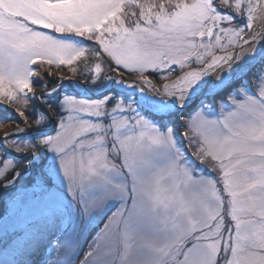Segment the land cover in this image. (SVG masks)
<instances>
[{
    "label": "snow or ice",
    "instance_id": "1",
    "mask_svg": "<svg viewBox=\"0 0 264 264\" xmlns=\"http://www.w3.org/2000/svg\"><path fill=\"white\" fill-rule=\"evenodd\" d=\"M256 14L264 0H0V204L21 220L0 264H264ZM38 61L80 79L34 80Z\"/></svg>",
    "mask_w": 264,
    "mask_h": 264
},
{
    "label": "rangeland",
    "instance_id": "2",
    "mask_svg": "<svg viewBox=\"0 0 264 264\" xmlns=\"http://www.w3.org/2000/svg\"><path fill=\"white\" fill-rule=\"evenodd\" d=\"M264 22V18L261 19L260 24L257 27H262L264 26L263 24ZM255 29V28H253ZM33 69H34V76L33 79L34 80H39L40 82L43 83H49V81L51 80H56L59 77H66L67 79H80L79 76H74L73 73H71L67 67L61 66L59 68H57L55 65H47V64H41L39 61L32 65ZM105 71H107V69H105ZM68 73L70 74V76L68 75ZM134 77H130V76H126V79H133ZM67 79L65 80V88L67 89L68 84H67ZM175 79V75H173L172 77H170L169 80H163L160 83H169L171 80ZM82 82V81H81ZM154 82H156L154 80ZM160 83H157V86H160ZM37 91H39V89H37ZM69 91H71V89H69ZM54 117L56 116V112H53L52 114ZM184 123L183 120L178 121V126H180V130L184 131L182 124ZM10 126H14L12 123H4V124H0V132L2 130H5L6 128L10 127ZM15 130V129H14ZM13 130V131H14ZM12 132V131H11ZM3 137V136H1ZM119 205L118 204H109V211L107 215L104 216H100L97 215L96 218H94L91 222V224L88 227V230L84 233V236H88V234L94 230L96 228V226L98 225L99 228H104V225L107 224L109 222V217L111 216L112 212H115L117 207ZM5 223H7V225L11 228V227H19L21 226V220L18 216L14 215L11 208H8L7 212L5 211V215L0 217V229H2L5 226ZM83 239L84 237L81 238V242L83 243ZM88 246L87 244L84 245L83 248V252H87ZM83 258V253L81 254V259Z\"/></svg>",
    "mask_w": 264,
    "mask_h": 264
},
{
    "label": "bare ground",
    "instance_id": "3",
    "mask_svg": "<svg viewBox=\"0 0 264 264\" xmlns=\"http://www.w3.org/2000/svg\"><path fill=\"white\" fill-rule=\"evenodd\" d=\"M261 19H262V17H261L259 14H256V17H255V19H254V21H253V28H255L254 30L259 29V30H261V31H264V26H262V27H257V26L260 24ZM263 24H264V22H263ZM68 75L70 76L69 73H68ZM14 129H15L14 126H10V127L6 128L5 130H2V131L0 132V137L3 136V135H4L5 133H7V132H11V131H13Z\"/></svg>",
    "mask_w": 264,
    "mask_h": 264
},
{
    "label": "trees",
    "instance_id": "4",
    "mask_svg": "<svg viewBox=\"0 0 264 264\" xmlns=\"http://www.w3.org/2000/svg\"><path fill=\"white\" fill-rule=\"evenodd\" d=\"M56 83V80H51V81H49V83H48V85L49 86H52L53 84H55ZM5 207H4V205L3 204H0V217H2V216H4L5 215Z\"/></svg>",
    "mask_w": 264,
    "mask_h": 264
}]
</instances>
